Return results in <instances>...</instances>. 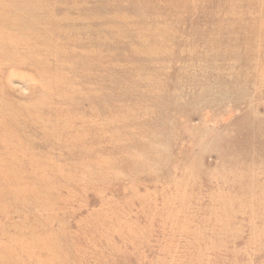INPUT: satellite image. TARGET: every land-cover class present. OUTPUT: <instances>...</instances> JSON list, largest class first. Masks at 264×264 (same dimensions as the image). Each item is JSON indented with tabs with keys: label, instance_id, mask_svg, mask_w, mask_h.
<instances>
[{
	"label": "rangeland",
	"instance_id": "obj_1",
	"mask_svg": "<svg viewBox=\"0 0 264 264\" xmlns=\"http://www.w3.org/2000/svg\"><path fill=\"white\" fill-rule=\"evenodd\" d=\"M0 264H264V0H0Z\"/></svg>",
	"mask_w": 264,
	"mask_h": 264
},
{
	"label": "bare ground",
	"instance_id": "obj_2",
	"mask_svg": "<svg viewBox=\"0 0 264 264\" xmlns=\"http://www.w3.org/2000/svg\"><path fill=\"white\" fill-rule=\"evenodd\" d=\"M83 132H84V131H83ZM94 132H95V131H94ZM78 134H79V133H78ZM84 134L87 136L86 132H85ZM84 134H83V136H85ZM93 137H94V136H93ZM82 138H83V137H81V139H82ZM87 138L89 139V136H88ZM95 138H96V137H95ZM84 139H85V138H84ZM92 139H93V138H92ZM94 140H95V139H94ZM93 142H94V141H93Z\"/></svg>",
	"mask_w": 264,
	"mask_h": 264
}]
</instances>
